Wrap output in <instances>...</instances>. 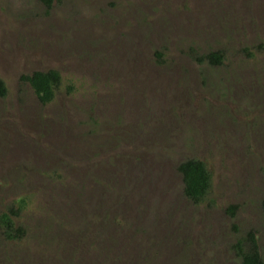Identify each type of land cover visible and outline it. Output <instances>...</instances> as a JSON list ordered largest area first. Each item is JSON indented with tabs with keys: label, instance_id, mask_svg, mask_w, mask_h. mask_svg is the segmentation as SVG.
I'll list each match as a JSON object with an SVG mask.
<instances>
[{
	"label": "rangeland",
	"instance_id": "374dc122",
	"mask_svg": "<svg viewBox=\"0 0 264 264\" xmlns=\"http://www.w3.org/2000/svg\"><path fill=\"white\" fill-rule=\"evenodd\" d=\"M0 80V264H239L250 234L264 260V0H0Z\"/></svg>",
	"mask_w": 264,
	"mask_h": 264
},
{
	"label": "trees",
	"instance_id": "16d2710c",
	"mask_svg": "<svg viewBox=\"0 0 264 264\" xmlns=\"http://www.w3.org/2000/svg\"><path fill=\"white\" fill-rule=\"evenodd\" d=\"M47 10L58 0H39ZM159 55V54H157ZM196 61L206 63L209 66H221L224 61V54L221 51H212L205 55L196 57ZM22 81L29 84L33 93L42 104L50 103L55 92L60 85V75L57 70L37 71L22 77ZM7 88L0 80V98H5ZM177 173L181 177L183 195L192 203L198 204L204 200L211 186L210 173L205 164L196 158H188L180 162L176 167ZM22 202V201H21ZM23 203L16 210L12 206L0 214V229L3 236L8 240L17 239L23 234L21 226L16 224L18 213L22 210ZM264 210V197L261 202ZM230 214L234 211V206L228 208ZM249 243L246 249L241 247V243L234 245L239 264H264L254 237L248 236Z\"/></svg>",
	"mask_w": 264,
	"mask_h": 264
}]
</instances>
